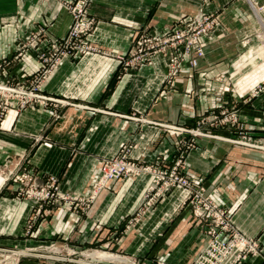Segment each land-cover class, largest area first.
Masks as SVG:
<instances>
[{
	"label": "crops",
	"instance_id": "obj_1",
	"mask_svg": "<svg viewBox=\"0 0 264 264\" xmlns=\"http://www.w3.org/2000/svg\"><path fill=\"white\" fill-rule=\"evenodd\" d=\"M60 1L0 0V61L16 54L38 26L48 28L39 47L48 38H62L71 17L58 8ZM199 11L216 13L217 25L201 40L204 56L197 65H181L170 84L161 58L139 66L123 62L142 31L161 36ZM254 13L248 0H92L89 14L96 26L86 41L95 51L64 60L41 82L38 93L50 101L22 109L14 101L0 121V165L23 172L25 183L44 187L52 178L55 185L53 199L43 204L26 235L29 200L18 182L3 184L0 175V249L53 243L92 251L84 258L88 264H191L209 242L211 223L193 215L189 191L166 193L129 224L150 175L111 181L86 205L70 200L87 199L102 161L119 152H128V161L138 166L172 165L180 157V141L190 135L173 136L164 125L192 128L202 116L233 108L238 123L206 129L212 136L196 138L195 147L182 155L183 173L236 228L255 238L264 257V87L243 96L230 90L237 68L253 62L252 46L257 43L264 57L262 25ZM260 13L264 17L262 8ZM243 43L250 50L238 60ZM40 67L27 50L0 78L21 82ZM263 79L264 60L235 85L243 93L264 86ZM242 137L254 146L232 141ZM69 259L12 257L0 264L83 263ZM243 264H261V258Z\"/></svg>",
	"mask_w": 264,
	"mask_h": 264
},
{
	"label": "built area",
	"instance_id": "obj_2",
	"mask_svg": "<svg viewBox=\"0 0 264 264\" xmlns=\"http://www.w3.org/2000/svg\"><path fill=\"white\" fill-rule=\"evenodd\" d=\"M248 1L251 5L256 0ZM91 2L92 0L58 2V8L66 11L71 17V24L66 34L62 38H48L46 45L39 47L40 41L48 36L47 26H39L30 32L27 40L23 42L20 50L15 54L16 57L20 58L28 50L40 62V69L28 77V79H32L31 89L22 91L11 87H0V91H4L14 98L18 95L21 98L23 96V104L50 101L49 98L38 93L41 82L64 60L73 59L96 49L86 41L95 26V21L88 11ZM260 8L264 10V5ZM217 17L214 12L199 11L187 20L177 22L167 33L161 36H155L144 30L135 39L123 62L126 65L139 66L151 62L153 57H159L167 66L165 75L167 83L170 84L179 74L181 65L187 64L190 67H195L199 58L204 56L201 40L215 29ZM10 59L3 61L0 64V69L2 66L10 65ZM51 101L55 103L54 100ZM4 104H7V101ZM163 127L174 131L173 127L166 125ZM242 144L249 147L254 146L251 142ZM124 152H119L115 157L102 161L99 174L92 184V191L87 199L73 198L70 203L73 206L86 205L109 182L145 173L151 176V182L134 211V221L171 190H186L191 193L188 206L193 215L197 218L207 217L211 223V228L208 231L209 242L191 264H243L254 256H259L261 264H264V257L256 250V242L241 234L231 218L208 197L204 196L201 188L195 187L192 180L184 175L182 162L177 161L172 166L163 165L162 167L160 166L161 161L138 166L128 161ZM28 186L29 189L20 192L23 197L29 200L31 209L24 229L26 235L31 234L37 220L42 216L43 204L53 199V191L55 190L54 179L52 178L44 187H38L32 182ZM61 251L60 246L53 243L21 250L0 249V263L8 261L12 257L29 256L58 263L67 260L61 256ZM77 253V251L71 250L69 256L72 257ZM69 261L78 262L71 258ZM82 264L88 263L83 262ZM155 264L162 263L156 262Z\"/></svg>",
	"mask_w": 264,
	"mask_h": 264
},
{
	"label": "rangeland",
	"instance_id": "obj_3",
	"mask_svg": "<svg viewBox=\"0 0 264 264\" xmlns=\"http://www.w3.org/2000/svg\"><path fill=\"white\" fill-rule=\"evenodd\" d=\"M254 3H255V5H254ZM254 3L250 5L251 8H252V10H253V12H254V9H257V10L260 11L261 8L259 6H257V0ZM89 9H90V7H89ZM254 15L257 18V16H256L255 13H254ZM259 16H261V18L264 21V17L261 15L260 12H259ZM258 22H259V20H258ZM263 25H264V23H263ZM95 26H96V22H95ZM95 26H94V28H95ZM263 30H264V28L261 27V30L259 32L260 33L259 36L261 37V40L264 43V36H263L264 35V31ZM25 41H23V42H25ZM23 42L21 43V45L23 44ZM242 46H243L242 47L243 48V51L240 53L238 60H240L243 56H245L249 52V50H250V48H248L249 47V44L243 43ZM259 47L260 46L257 43H256V46H254V47L252 46L251 50L252 49H255L254 51H257L255 54H252L254 56L253 62L250 63L249 65H247L246 67L242 68V69L237 68L239 70L235 73V77H234V87L230 88V90L231 89L232 90L234 89V91H236L237 94H240V96L246 95V94L251 93V92L254 93V90H255V92L260 91L264 87L263 84H259V85L255 84L254 86H252L249 89H247L245 92L240 93L238 91V89H237V86L235 85L238 79L244 77L245 75H247L253 69L254 65H259V64H261L263 62L264 57L263 56H260L261 55V52L258 50ZM262 49H263V47H262ZM23 56H21L19 58V57H16V55L14 54L11 57L5 58L2 61H0V64H1L3 61H6L7 59H10L11 58L10 59L11 60L10 61L11 62L10 65H6L5 67H3V66L1 67L0 74H2V72L5 71L6 68H8L9 66H12L13 64H17V62H19V60ZM31 85H32V79H30V78L29 79L28 78H24V79H22L21 82H19V80L15 82V81H13V80H11L9 78H0V87H11V88H14L16 90L29 91L31 89ZM19 97L20 96L18 95L17 97L14 98L13 96L5 93L4 91H2V92L0 91V121L4 118L6 112H7L8 108H9V105L12 104L14 101L16 102L17 109H22L28 103H30V102H28V103L26 102V103L23 104V101H24L23 98L24 97L23 96H22V98L21 97L19 98ZM5 101H7V104H4ZM237 123H238V114L235 111V109H233V108H225V109H222L221 111H219L217 114L210 113V114H207L205 116L200 117L197 120V122H196V126L195 127H192V128H185V127H180V126L166 125V126H170V127H173L174 128V131H171V130L166 129V130H168L169 134H172L173 136H180L182 134H189L190 135V139L189 140H185V141L181 140L180 141V149H181V151H180V157H178V159L175 160L173 162V164L176 163L177 161L182 162V160H181L182 159V154L184 152L189 151V150H191V149H193L195 147V140H196V138H198V137H205V136H208V137L209 136H212V134H210V132L205 131L206 129L216 128V127L217 128L227 127V126H231V125H236ZM232 141L233 142H240V143H246V142L253 143L251 140H248V138H245V137L239 138L237 140H232ZM124 154L127 155L128 152H124ZM116 155L117 154L112 155L109 158H113ZM163 165L164 166H167V164L165 162L161 161L160 166L162 167ZM143 174H145V173H143ZM0 175H2L3 178H5L3 184L7 180H12L13 179V180H15V182H18L19 187H20V190H19L20 192H24L25 190L29 189V186H28L29 183L28 182L25 183V179L23 178V177H26V175H24L23 172H17L16 169H15V167L12 168L10 166L0 165ZM145 175H148V174H145ZM131 176H133V175H131ZM120 179H123V178H120ZM115 181H117V180H115ZM156 202L154 204H156ZM151 207H149V208H151ZM147 211L148 210H145L141 215H139L138 216V219L140 217H142V215H144ZM133 218H134V215H133ZM128 221H129L128 222V224H129L130 222H133L134 219H129ZM239 232L241 234H243L244 236H247L242 230H239ZM247 237H249V236H247ZM249 238H251L252 240H254L256 242V250L259 251V253H260V250H261L260 244L255 240V238H252V237H249ZM60 248L62 249L61 256L63 258H65V259L71 258L72 260H77L78 258H80V261H82L84 263H89V261H87L84 258H90L93 255L92 251L90 252V250H86V249H84V250H75V249L69 248L67 246H60ZM71 250H75L78 253L76 255H74V256L71 257V256H69V252H71ZM96 255L97 256H100V258H103V257L114 258V257H111L110 255L108 256V255H105V254H102V253H98ZM73 257H75L76 259H74Z\"/></svg>",
	"mask_w": 264,
	"mask_h": 264
},
{
	"label": "bare ground",
	"instance_id": "obj_4",
	"mask_svg": "<svg viewBox=\"0 0 264 264\" xmlns=\"http://www.w3.org/2000/svg\"><path fill=\"white\" fill-rule=\"evenodd\" d=\"M254 5H255V3H254ZM259 10H257L256 9V16H257V19L259 20V23L262 25V27L264 28V25H263V23H264V21H263V19L261 18V16H259ZM264 31V30H263ZM264 36V35H263ZM4 180H5V178H4ZM100 257V256H99Z\"/></svg>",
	"mask_w": 264,
	"mask_h": 264
}]
</instances>
